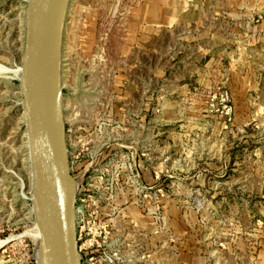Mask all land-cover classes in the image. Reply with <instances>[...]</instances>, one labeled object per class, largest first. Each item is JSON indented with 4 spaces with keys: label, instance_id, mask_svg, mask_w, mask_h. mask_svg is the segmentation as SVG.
I'll use <instances>...</instances> for the list:
<instances>
[{
    "label": "rangeland",
    "instance_id": "obj_1",
    "mask_svg": "<svg viewBox=\"0 0 264 264\" xmlns=\"http://www.w3.org/2000/svg\"><path fill=\"white\" fill-rule=\"evenodd\" d=\"M245 2L70 0L61 93L82 264H264V0L232 11ZM26 7L0 0V264H39Z\"/></svg>",
    "mask_w": 264,
    "mask_h": 264
},
{
    "label": "water",
    "instance_id": "obj_2",
    "mask_svg": "<svg viewBox=\"0 0 264 264\" xmlns=\"http://www.w3.org/2000/svg\"><path fill=\"white\" fill-rule=\"evenodd\" d=\"M70 0H27L20 90L30 146L40 264H82L62 101V47Z\"/></svg>",
    "mask_w": 264,
    "mask_h": 264
},
{
    "label": "bare ground",
    "instance_id": "obj_3",
    "mask_svg": "<svg viewBox=\"0 0 264 264\" xmlns=\"http://www.w3.org/2000/svg\"><path fill=\"white\" fill-rule=\"evenodd\" d=\"M21 64L22 65H21V67L18 70V78L19 79H21V77H22V70H23V63H21ZM24 116H25L24 126L26 128V115H25V113H24ZM28 137H29V135H28L27 128H26L25 138H26V143H27V149L29 151V153H28L29 154V162H30V165H31L30 146H29ZM31 182H32V169H31ZM30 187H32V183H31V186ZM32 199H33V197H32ZM31 232L34 235V238H35V240L37 242V252H36V255H37V258H38V262H39L40 256H41V242H42V239H41V232H40L39 225H38L37 221H34L33 229H32ZM1 244H2V242H0V245Z\"/></svg>",
    "mask_w": 264,
    "mask_h": 264
},
{
    "label": "crops",
    "instance_id": "obj_4",
    "mask_svg": "<svg viewBox=\"0 0 264 264\" xmlns=\"http://www.w3.org/2000/svg\"><path fill=\"white\" fill-rule=\"evenodd\" d=\"M232 11H234V12H239V13H241V11H244V12H246V11H248L249 13V15H251L250 14V12L252 11V2H251V0H248V2H247V4H246V2L245 3H243L242 5H239V6H237V7H234L233 9H232ZM239 16H241V17H244L245 16V14L244 15H242V14H240ZM170 18V17H169ZM166 20V19H165ZM169 20V24H164L165 26H168V25H170L171 26V20L170 19H168ZM243 26H247V27H250L251 26V24H250V22H244L243 23Z\"/></svg>",
    "mask_w": 264,
    "mask_h": 264
},
{
    "label": "built area",
    "instance_id": "obj_5",
    "mask_svg": "<svg viewBox=\"0 0 264 264\" xmlns=\"http://www.w3.org/2000/svg\"><path fill=\"white\" fill-rule=\"evenodd\" d=\"M71 171H72V168H71ZM78 190H79V186H78V184H76V222H77V213L79 212V208L77 207V194H78ZM78 240H79V237H78ZM79 250H80V253H81V247L80 246H79ZM82 259H83V255H82Z\"/></svg>",
    "mask_w": 264,
    "mask_h": 264
}]
</instances>
